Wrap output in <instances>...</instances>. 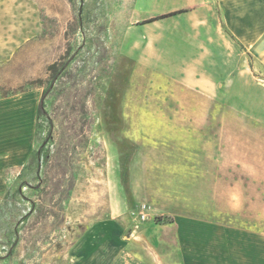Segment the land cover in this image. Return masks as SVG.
I'll return each instance as SVG.
<instances>
[{
  "label": "rangeland",
  "instance_id": "rangeland-1",
  "mask_svg": "<svg viewBox=\"0 0 264 264\" xmlns=\"http://www.w3.org/2000/svg\"><path fill=\"white\" fill-rule=\"evenodd\" d=\"M193 5L0 0V264H264V124L127 54Z\"/></svg>",
  "mask_w": 264,
  "mask_h": 264
},
{
  "label": "crops",
  "instance_id": "crops-1",
  "mask_svg": "<svg viewBox=\"0 0 264 264\" xmlns=\"http://www.w3.org/2000/svg\"><path fill=\"white\" fill-rule=\"evenodd\" d=\"M193 1L190 11L150 23L140 22L169 13H142L128 56L264 124V0Z\"/></svg>",
  "mask_w": 264,
  "mask_h": 264
},
{
  "label": "trees",
  "instance_id": "trees-1",
  "mask_svg": "<svg viewBox=\"0 0 264 264\" xmlns=\"http://www.w3.org/2000/svg\"><path fill=\"white\" fill-rule=\"evenodd\" d=\"M190 10L191 9H183V10L171 12L169 14H165V15H161V16L152 18V19L146 21L145 23H150V22L162 20V19H165V18H169V17L175 16V15H178V14H182V13L188 12ZM49 70H50L51 73L52 72L55 73L56 72V66H51ZM54 80H56V76L53 77V81ZM45 96H46V92L43 94V96H42V98H41V100L39 102V106H38V114L39 115L44 113V99H45Z\"/></svg>",
  "mask_w": 264,
  "mask_h": 264
},
{
  "label": "built area",
  "instance_id": "built-area-1",
  "mask_svg": "<svg viewBox=\"0 0 264 264\" xmlns=\"http://www.w3.org/2000/svg\"><path fill=\"white\" fill-rule=\"evenodd\" d=\"M142 219L143 221H145L146 220V214H144V213H140V215H139V219Z\"/></svg>",
  "mask_w": 264,
  "mask_h": 264
}]
</instances>
